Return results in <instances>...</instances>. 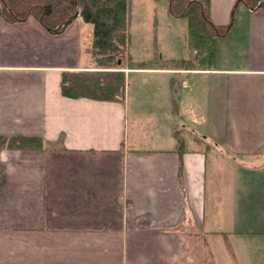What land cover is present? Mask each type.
I'll list each match as a JSON object with an SVG mask.
<instances>
[{"label":"crops","instance_id":"crops-1","mask_svg":"<svg viewBox=\"0 0 264 264\" xmlns=\"http://www.w3.org/2000/svg\"><path fill=\"white\" fill-rule=\"evenodd\" d=\"M208 15L213 65L129 60L117 99L63 91L92 23L0 15V135L42 138L0 147V264H264V0Z\"/></svg>","mask_w":264,"mask_h":264},{"label":"trees","instance_id":"trees-1","mask_svg":"<svg viewBox=\"0 0 264 264\" xmlns=\"http://www.w3.org/2000/svg\"><path fill=\"white\" fill-rule=\"evenodd\" d=\"M131 0H0V15L15 21L35 15L51 32H61L77 15L93 24L92 54L98 67L68 73L63 86L64 93H91L105 99L122 98L125 95L126 74L118 64L131 44L129 23ZM209 0H172L171 10L188 20V35L196 51L203 54L201 65H213L215 39L225 32L214 24L208 15ZM223 29V30H222ZM130 56V54H129ZM178 65H193L181 59ZM130 67H145L148 62L129 61ZM91 72V76L88 73ZM75 75L76 77H74ZM80 75V77H78ZM69 78V79H68ZM179 150L185 149V139L176 133ZM42 145V138L19 135H0V147H34Z\"/></svg>","mask_w":264,"mask_h":264},{"label":"rangeland","instance_id":"rangeland-1","mask_svg":"<svg viewBox=\"0 0 264 264\" xmlns=\"http://www.w3.org/2000/svg\"><path fill=\"white\" fill-rule=\"evenodd\" d=\"M171 2L172 0H131L129 23L131 44L124 52L123 58H120L121 62L115 66L127 64L130 60L129 53L136 62L149 60L164 62L172 58H189L187 59L191 60L189 62L201 65L203 54L195 51L191 43L188 20L171 10ZM133 77L134 72H131L128 76V85L132 83ZM189 253L198 257V264H206L209 261L206 248H193ZM191 264H197L195 257H192Z\"/></svg>","mask_w":264,"mask_h":264},{"label":"water","instance_id":"water-1","mask_svg":"<svg viewBox=\"0 0 264 264\" xmlns=\"http://www.w3.org/2000/svg\"><path fill=\"white\" fill-rule=\"evenodd\" d=\"M119 63L121 62V59H119V61H118Z\"/></svg>","mask_w":264,"mask_h":264}]
</instances>
